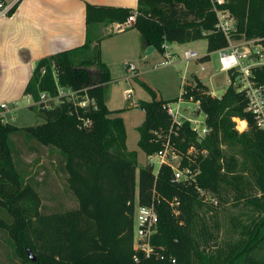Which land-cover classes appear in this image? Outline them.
I'll use <instances>...</instances> for the list:
<instances>
[{
    "label": "trees",
    "instance_id": "obj_1",
    "mask_svg": "<svg viewBox=\"0 0 264 264\" xmlns=\"http://www.w3.org/2000/svg\"><path fill=\"white\" fill-rule=\"evenodd\" d=\"M228 2L226 7L236 19L232 37L264 38V0ZM0 5L7 6L3 0ZM17 7L18 3L7 15L12 16ZM137 11L133 26L143 46L151 45L160 53L165 42L206 39L208 54L201 61L207 62L212 53L228 45L217 31L211 0H138ZM133 12L88 4V30L92 24L124 23ZM90 35L82 46L42 58L24 95L38 100L40 92L56 93L58 83L79 92V99L88 95L93 103L83 108L64 101L52 109H38L45 122L35 127L20 128L0 117V209L11 218L0 219V227L9 236L14 257L24 264H264V130L247 111L246 95L229 86L221 98H214L194 77L186 86V97L201 102L212 132L199 143L187 122L174 142L183 153L196 148L184 163L198 175L190 182L175 181L169 167L163 166L156 176L151 166H145L137 179L138 153L127 148V131L119 116L123 110L107 106V85L113 79L102 60L100 39ZM257 76L264 83V72ZM142 85L152 100L137 105L145 113L138 128V147L150 156L163 147L164 139L156 133H168L171 118L164 105L175 99L163 100L149 84ZM235 118L247 121L248 130L238 132ZM87 120L91 124L85 126ZM17 134L60 153L77 208L42 210L36 184L26 178L15 158ZM233 190L234 206L247 210V221L233 218L239 234L233 244L226 243L225 249L211 246L214 235L201 212L214 211V198L227 201ZM137 205H154L159 216L152 238L154 255L140 256L138 262L133 249ZM27 249L36 256L35 262Z\"/></svg>",
    "mask_w": 264,
    "mask_h": 264
},
{
    "label": "rangeland",
    "instance_id": "obj_2",
    "mask_svg": "<svg viewBox=\"0 0 264 264\" xmlns=\"http://www.w3.org/2000/svg\"><path fill=\"white\" fill-rule=\"evenodd\" d=\"M90 31L91 37L95 41L101 38L100 26L97 24H92ZM97 33L98 39L95 38ZM122 45H125V43L118 42L115 39L106 42L105 48L107 51L105 52L106 54H102V60L105 62V59H107L110 62L112 71L113 81L107 85L108 106L112 110H123L120 114L123 117L127 131V148L130 151H137L138 153V179L140 169L147 164L146 154L138 147V128L144 122L145 113L139 108L131 106V103L152 100V96L144 89L143 82L153 87L159 98L177 95L181 79L185 74L186 63L184 62L183 53L188 49H193L200 56H205L208 54V41L202 39L187 44H173L177 53L176 63L171 66H160V63L164 60L158 51L152 55H148L146 51L144 52L141 49V54L139 55L137 49H131L130 45H128V48H125ZM131 50L137 53L133 55ZM125 62L134 63L141 72L139 79H134V77L128 84L124 78L126 75ZM199 64L191 62L189 64L190 72L195 71L210 92L214 93L217 97H222L229 87L230 78L227 73L220 71L218 53H212L210 61L201 63L206 67V71H200ZM155 66L157 67L155 68ZM129 90H132V98L126 102L125 93ZM6 102L12 107V102L14 101ZM17 102L19 104L18 109L13 113L15 118L8 116L6 118L10 123L20 128H25L39 126L45 122V119L40 116L38 108L32 109L28 106L25 95L18 98ZM187 114L189 115V111ZM234 121L238 132L242 133L248 130L247 121L238 118H235ZM241 122L246 123V128L242 127ZM13 141L18 167L24 172L28 180H33V183L36 184L42 198V210L52 213L77 208L78 202L69 190L67 174L63 171L60 153L55 149L40 145L33 139H28L25 134H17L13 137ZM157 168L158 166L155 169ZM253 191L255 192V190ZM234 194L235 191L233 190V194H230L229 199L224 202L214 198L215 210L208 211L204 209L201 212L207 226L214 235V240L210 242L211 246L218 245L220 248L225 249L226 243L233 244L239 238L238 231L233 227V218L234 220L241 219L242 221H247L248 214H244L247 210H244L242 205L234 206V200H232ZM0 219H4L5 221L11 220L8 213L3 209H0ZM214 221H217V224L214 225ZM0 264H24L14 257L9 236L1 227Z\"/></svg>",
    "mask_w": 264,
    "mask_h": 264
},
{
    "label": "built area",
    "instance_id": "obj_3",
    "mask_svg": "<svg viewBox=\"0 0 264 264\" xmlns=\"http://www.w3.org/2000/svg\"><path fill=\"white\" fill-rule=\"evenodd\" d=\"M213 10L217 18V31L226 37L228 45L217 51L219 55L220 71L229 75V86H233L239 92H243L248 98L247 111L252 113L256 119L259 129L264 130V83L258 79V72H264V38L248 39L245 37L234 39L232 36L236 32V19L231 11L226 7L228 0H211ZM11 7L0 5V16L7 15ZM138 11L134 10L133 14L126 22L117 25V29H124L134 25ZM164 61L160 66L174 65L176 56L173 53L171 44L165 42L162 46ZM184 62L186 63L183 85L179 96L173 101L166 103L164 109L171 118V127L165 136L162 132H157L158 138L164 139L162 149L154 155L146 156V166H151L154 173L158 176L163 166L169 167L174 175L175 181L190 182L198 175V170H193L190 164L184 163V158H191L190 155L196 152V148L191 146L186 153H183L177 146L174 139L180 134L181 128L185 123H190L191 129L197 135V141L202 143L212 132L207 124V114L203 111L201 102L195 100L194 96L186 97V86L189 85L187 73L191 62L200 63V71H206V67L200 62L202 56L193 50L188 49L183 53ZM128 68V79L136 77L137 66L134 63H125ZM159 66V65H158ZM157 66H155L156 68ZM44 73V71H43ZM79 92L69 88L62 87L57 83L56 93L49 91L40 92L39 99L34 100L28 95L27 102L29 107L38 109H52L59 106L64 101L75 103L76 106L86 108L94 101L89 99L88 95L79 99ZM127 100L132 98V90L126 92ZM214 98H221L210 92ZM18 102L0 105V117L8 121L7 116L15 118L13 113L18 109ZM189 111V115L187 112ZM91 124V121H85V126ZM156 166H158L157 169ZM159 216L156 208L153 206L137 205L134 218V244L135 261L140 260V256L152 258L155 248L152 245V238L158 231ZM164 259V256H157ZM175 263V260L172 259Z\"/></svg>",
    "mask_w": 264,
    "mask_h": 264
},
{
    "label": "crops",
    "instance_id": "obj_4",
    "mask_svg": "<svg viewBox=\"0 0 264 264\" xmlns=\"http://www.w3.org/2000/svg\"><path fill=\"white\" fill-rule=\"evenodd\" d=\"M3 1L8 7H12L17 3L18 7L12 16H0V105L7 103L6 101H17L18 98L24 96L26 86L33 75L35 67L42 58L82 46L85 43L87 34H91L86 21L88 4L97 7L127 8L132 10L137 9L138 6V0ZM118 24L120 23L109 24L103 22L97 24L100 26V33L102 34L100 38L102 54L107 51L105 43L112 39L124 42L125 45H122V47L128 48V45H130L131 49H137L139 55L141 54V49L144 52L147 51L149 45L143 46L141 37L133 24L124 29H117ZM95 38L98 39V33ZM171 47L176 56L177 51L174 49L173 44H171ZM133 50H131L132 54L135 55L137 52ZM154 52H156L155 49L148 55H152ZM160 54L163 56L162 53ZM200 62L202 61L200 60ZM105 63L111 71L110 62L105 59ZM188 73V83L194 77L201 80L195 71L190 72L189 70ZM137 74L134 79L141 77L139 68ZM128 76L129 73L126 66L124 78L127 84L133 80L132 78L128 79ZM182 85L183 78L181 79L177 95L160 98L163 100L176 99L179 96ZM204 85L206 86V84ZM125 99L126 102L130 101L127 98ZM138 102H132L131 106L137 107Z\"/></svg>",
    "mask_w": 264,
    "mask_h": 264
},
{
    "label": "water",
    "instance_id": "obj_5",
    "mask_svg": "<svg viewBox=\"0 0 264 264\" xmlns=\"http://www.w3.org/2000/svg\"><path fill=\"white\" fill-rule=\"evenodd\" d=\"M154 50V47L149 45L148 49H147V54H150L152 51ZM28 255L30 257V259L35 262L36 261V256L32 253V251L30 249H27Z\"/></svg>",
    "mask_w": 264,
    "mask_h": 264
},
{
    "label": "bare ground",
    "instance_id": "obj_6",
    "mask_svg": "<svg viewBox=\"0 0 264 264\" xmlns=\"http://www.w3.org/2000/svg\"><path fill=\"white\" fill-rule=\"evenodd\" d=\"M241 125L243 128H246V123L245 122H241Z\"/></svg>",
    "mask_w": 264,
    "mask_h": 264
}]
</instances>
